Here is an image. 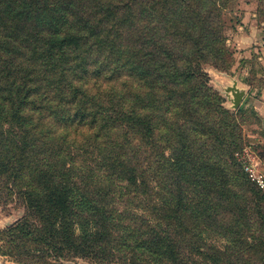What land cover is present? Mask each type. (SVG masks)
<instances>
[{
	"label": "trees",
	"instance_id": "16d2710c",
	"mask_svg": "<svg viewBox=\"0 0 264 264\" xmlns=\"http://www.w3.org/2000/svg\"><path fill=\"white\" fill-rule=\"evenodd\" d=\"M221 1L0 0V188L27 210L5 256L264 264L243 107L206 71L232 67Z\"/></svg>",
	"mask_w": 264,
	"mask_h": 264
},
{
	"label": "rangeland",
	"instance_id": "374dc122",
	"mask_svg": "<svg viewBox=\"0 0 264 264\" xmlns=\"http://www.w3.org/2000/svg\"><path fill=\"white\" fill-rule=\"evenodd\" d=\"M220 4L226 44L232 54L230 57L232 67L228 74L221 73L212 67H206L210 76L209 86L214 92L219 93L224 107L233 112L237 110L231 109L232 103L224 94L225 88L232 84L233 79H237L240 87L247 90V96L241 106L243 108L236 115L246 144L239 158L246 168H252L255 175L252 176L250 173L251 176L257 179L264 188V15L261 11L262 0H222ZM163 154L169 157L171 152L167 151ZM161 166L164 167L165 162L160 149L156 150L153 156L152 171L162 172ZM26 214L27 210L23 201L17 195H12L10 191L0 188V230L9 228L24 218ZM4 245V242L0 243V247ZM0 264L97 263L84 259L62 262L47 260L44 263L30 259L20 261L5 256L0 251Z\"/></svg>",
	"mask_w": 264,
	"mask_h": 264
},
{
	"label": "water",
	"instance_id": "95a60500",
	"mask_svg": "<svg viewBox=\"0 0 264 264\" xmlns=\"http://www.w3.org/2000/svg\"><path fill=\"white\" fill-rule=\"evenodd\" d=\"M224 94L232 103L231 109L238 110L247 96V90L240 87L237 79H233L232 84L225 88Z\"/></svg>",
	"mask_w": 264,
	"mask_h": 264
},
{
	"label": "built area",
	"instance_id": "2783aa9c",
	"mask_svg": "<svg viewBox=\"0 0 264 264\" xmlns=\"http://www.w3.org/2000/svg\"><path fill=\"white\" fill-rule=\"evenodd\" d=\"M246 170H247L249 173H251L252 176L255 175L254 172L252 171V168H251V167H247ZM256 178H257V177H256ZM261 183H262V181H261Z\"/></svg>",
	"mask_w": 264,
	"mask_h": 264
}]
</instances>
